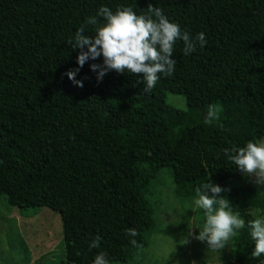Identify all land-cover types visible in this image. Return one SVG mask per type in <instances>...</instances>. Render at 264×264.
Returning <instances> with one entry per match:
<instances>
[{
  "label": "trees",
  "instance_id": "16d2710c",
  "mask_svg": "<svg viewBox=\"0 0 264 264\" xmlns=\"http://www.w3.org/2000/svg\"><path fill=\"white\" fill-rule=\"evenodd\" d=\"M149 3L181 31L205 33V47L185 55L178 40L173 75L161 74L150 93L128 72L98 82L90 64L102 58L76 75L83 87L68 79L79 54L68 41L89 17L102 6L146 15ZM166 93L182 96L186 110L167 106ZM209 105L220 119L205 123ZM263 137L264 0H0V196L59 215L64 264H93L99 251L130 261L153 227L145 196L160 169H169L175 196L194 198L204 182L243 175L224 148ZM220 197L246 223L248 208L264 217V184L261 195L239 187ZM241 230L247 247L229 264L261 261ZM96 236L100 247L90 250Z\"/></svg>",
  "mask_w": 264,
  "mask_h": 264
},
{
  "label": "clouds",
  "instance_id": "9594fccd",
  "mask_svg": "<svg viewBox=\"0 0 264 264\" xmlns=\"http://www.w3.org/2000/svg\"><path fill=\"white\" fill-rule=\"evenodd\" d=\"M146 11V15H138L132 7L119 6L115 12L109 7H100L96 16L89 17L76 30L74 42L68 41L73 50H79L78 67L66 73L68 79L77 87H83V82L75 79L76 75L86 62L102 58V63L90 64L98 82H102L110 71L128 72L142 75L143 91L150 93L161 74L165 77L173 75L176 61L172 57L178 40L183 41L185 55L207 44L205 33L192 36L188 31H181L179 24L171 22L159 6L149 3ZM88 26H92L94 35L85 34ZM219 113L217 105H209L205 123L218 121ZM223 154L242 174L254 177L257 184H264V138L257 142L249 141L243 147L224 148ZM222 191L210 180L195 188L197 198L193 203L203 210L205 222L198 235L191 232L189 237L206 242L211 250H223L239 230L247 227L254 241L252 257L264 256V217H256L246 223L238 212L232 210L230 201L220 197ZM138 234L135 228L126 229L129 237L134 238ZM100 240L101 237L96 236L89 249L99 248ZM130 242L133 246L137 243L135 239ZM93 264H113V261L107 252L99 251ZM260 264H264V260Z\"/></svg>",
  "mask_w": 264,
  "mask_h": 264
},
{
  "label": "rangeland",
  "instance_id": "374dc122",
  "mask_svg": "<svg viewBox=\"0 0 264 264\" xmlns=\"http://www.w3.org/2000/svg\"><path fill=\"white\" fill-rule=\"evenodd\" d=\"M164 102L173 109L186 110L182 96L166 93ZM214 185L224 190L221 194L239 187L251 188L258 195L263 191V184L244 174ZM145 197L152 210L153 227L144 234L145 248L124 264H229L235 250L247 247L242 230L223 250H211L206 242L189 237L191 232L198 235L202 229L204 213L193 203L197 197L184 200L175 196L167 168L157 172ZM246 212L253 219L263 217L253 208ZM0 264H64L59 215L43 207H9L0 196Z\"/></svg>",
  "mask_w": 264,
  "mask_h": 264
}]
</instances>
